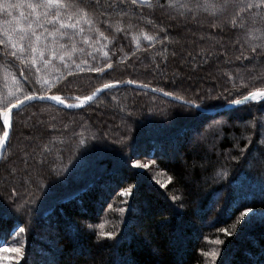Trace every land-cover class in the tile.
Instances as JSON below:
<instances>
[{"label":"trees","instance_id":"1","mask_svg":"<svg viewBox=\"0 0 264 264\" xmlns=\"http://www.w3.org/2000/svg\"><path fill=\"white\" fill-rule=\"evenodd\" d=\"M80 7L83 33L50 44L46 63L8 57L0 98L19 87L74 104L134 81L198 104L264 89V0ZM0 208V243L30 223L22 264H264V104L212 115L124 86L81 108L25 105L0 162Z\"/></svg>","mask_w":264,"mask_h":264},{"label":"snow or ice","instance_id":"2","mask_svg":"<svg viewBox=\"0 0 264 264\" xmlns=\"http://www.w3.org/2000/svg\"><path fill=\"white\" fill-rule=\"evenodd\" d=\"M132 2L135 3V0H132ZM81 3H84V0H79V3L71 2V0H0V16L7 17L0 20V47L5 49V63L0 64V71H3L6 77L11 75L8 68L9 56L20 60L22 63L25 57L30 56L33 65L37 63V57H39L40 63H46L44 57L49 51L52 56H56L57 52L54 47L50 48V44H54L58 39H71L70 32L82 34L84 31L80 24L85 22L87 12L85 8L80 7ZM252 6V4L248 5V7ZM87 22L90 23V21ZM101 35L103 34L101 33ZM59 47L63 49L64 45L60 44ZM61 59H63V56H61ZM105 68H111V65H106L104 68H92L91 71L103 73ZM12 79L15 81V76H12ZM43 83L45 87L49 86L47 82ZM120 83L104 84L102 88L96 89L92 96L70 97L69 99L77 101L75 104L69 103L60 95L37 96L35 94H25L17 87L15 91L9 92L6 100L0 98V121H2L0 128L4 129L3 135L0 136V147L4 146L5 140L9 136L10 114L13 110H18L28 102L35 100L52 101L68 109L80 108L91 101L93 96L105 89L116 87ZM123 83L132 84L134 81ZM213 100L218 103L213 105L211 103ZM248 101L264 104V89L249 91L243 99H228L224 96L213 97L209 94L202 98L198 104L187 100L183 103L199 112L201 108L205 111L213 106L228 108V106L246 104ZM144 167L147 168V165H144ZM122 195H129L128 190H125ZM7 211V208H0V213H6ZM251 212H253L252 209H245L241 213V217ZM20 231L23 232L24 229L21 228ZM102 235L111 238L113 234L104 233ZM0 252L19 254L20 249L6 247L0 248ZM8 259H11V257H8Z\"/></svg>","mask_w":264,"mask_h":264},{"label":"rangeland","instance_id":"3","mask_svg":"<svg viewBox=\"0 0 264 264\" xmlns=\"http://www.w3.org/2000/svg\"><path fill=\"white\" fill-rule=\"evenodd\" d=\"M150 163L151 162L147 161L146 159H142L141 161L140 160L136 161L134 163V166L143 169V168H145L144 165H147L146 169H149V167L151 165ZM163 182L160 181V179H159L158 183L163 185V187H166L170 181L167 179L166 176H164ZM252 213H254V210H253V212L246 214V216L250 215ZM261 216H264L263 213ZM21 228L24 229L23 232L20 231ZM21 228L18 231H16V233L13 234L12 237H10L6 242L0 243V248H6V247L7 248H13V247H15V248L20 249V253L17 254V253H9V252H0V264H22V259H24L26 256V252H27L28 244H29L28 243V235L31 232L30 223H28L25 227H21ZM220 229H222V233H220V234H223L224 232L227 231L224 229V227L220 228ZM212 242H213V247L210 250V252L206 253V255H209V254L213 255L214 254V250L216 249V246H217V243L219 242V240H215V241L212 240ZM217 253L218 252L216 251V254ZM8 257H11V259H8ZM204 264H209V261L207 260Z\"/></svg>","mask_w":264,"mask_h":264},{"label":"water","instance_id":"4","mask_svg":"<svg viewBox=\"0 0 264 264\" xmlns=\"http://www.w3.org/2000/svg\"><path fill=\"white\" fill-rule=\"evenodd\" d=\"M124 86H132V87H135L137 89H141V90H146V91H149V92H152V93H156L168 100H171L173 102H176V103H179V104H184L183 101H185L184 99H177L178 97L176 96H173V95H170L168 93H165L163 91H159V90H156L152 87H149V86H146V85H142V84H135V83H132V84H127V83H120L118 84V86L116 87H124ZM103 86H101L100 88H102ZM115 88V87H113ZM110 89V88H109ZM108 89H105L103 90L102 92H100L99 94L93 96V99L91 101H88L87 103H85L82 107H85L86 105H89L90 103H92L93 101H95L102 93H104L105 91H107ZM96 92V91H95ZM93 94H91L90 96H92ZM38 96V95H37ZM47 96H50V95H47ZM243 99V98H242ZM75 100V99H74ZM34 102H47V103H55V102H52V101H48V100H35V101H31V102H28L27 104L25 105H28V104H31V103H34ZM75 103H77V101H75ZM74 103V104H75ZM23 105V106H25ZM184 105H188V104H184ZM244 105V104H243ZM22 106V107H23ZM242 105H237V106H228V108H224V107H220V108H217V109H208L207 111H205L203 108L200 109L201 112L203 113H207V114H212V115H216L218 113H223V112H226V111H230V110H233L235 108H238ZM21 108V107H20ZM81 108V107H80ZM16 110H13L12 113L10 114V128H9V136L6 138L5 140V144L4 146L0 147V162L2 161L3 157H4V154L6 152V149H7V146L9 144V141H10V136H11V132H12V127H13V115H14V112Z\"/></svg>","mask_w":264,"mask_h":264}]
</instances>
